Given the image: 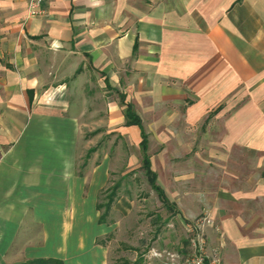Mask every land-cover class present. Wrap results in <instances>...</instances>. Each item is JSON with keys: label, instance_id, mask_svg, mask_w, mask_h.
<instances>
[{"label": "crops", "instance_id": "0c3cea01", "mask_svg": "<svg viewBox=\"0 0 264 264\" xmlns=\"http://www.w3.org/2000/svg\"><path fill=\"white\" fill-rule=\"evenodd\" d=\"M43 8L0 0V264H111L143 132L170 228L209 211L210 261L264 264V0Z\"/></svg>", "mask_w": 264, "mask_h": 264}, {"label": "rangeland", "instance_id": "374dc122", "mask_svg": "<svg viewBox=\"0 0 264 264\" xmlns=\"http://www.w3.org/2000/svg\"><path fill=\"white\" fill-rule=\"evenodd\" d=\"M138 171L139 182L127 185L132 198L123 201V206L108 219L112 224L107 243L110 263L132 264L134 259L139 257L143 260L141 264L158 260L166 261L169 259L168 251H170L179 254L176 264H183L190 248L186 244L183 247L186 254L178 251V241L186 240L188 243L187 233L176 224L175 229L170 228L169 224H174L175 220H168L170 215L168 207L144 176V170L140 168ZM105 195L104 193L101 200L104 201ZM156 253H159V258H154L157 256Z\"/></svg>", "mask_w": 264, "mask_h": 264}, {"label": "built area", "instance_id": "2783aa9c", "mask_svg": "<svg viewBox=\"0 0 264 264\" xmlns=\"http://www.w3.org/2000/svg\"><path fill=\"white\" fill-rule=\"evenodd\" d=\"M44 0H28L27 13L29 17L44 15L46 10L43 8ZM214 224V219L209 211L192 220L185 222V231L188 236L190 251L186 255L183 264H218V257L214 256L210 261L211 255L207 240V228Z\"/></svg>", "mask_w": 264, "mask_h": 264}, {"label": "trees", "instance_id": "16d2710c", "mask_svg": "<svg viewBox=\"0 0 264 264\" xmlns=\"http://www.w3.org/2000/svg\"><path fill=\"white\" fill-rule=\"evenodd\" d=\"M123 105H125L124 111H125V115L127 118V123L128 124H138L141 126V120L133 111V107H132L131 103L126 102L125 99L123 98ZM142 148L144 150L143 168H144V170L148 176V179H149L151 185L153 186V188L158 192L160 199L163 201V203L167 207H171V203H170L169 199L167 198L165 191L157 183L156 172L152 169L150 158L146 152L147 151V137H146L144 132H143ZM114 196H115V194L112 193L110 199L108 200V202L106 204L107 212L109 211L112 203L114 202Z\"/></svg>", "mask_w": 264, "mask_h": 264}]
</instances>
